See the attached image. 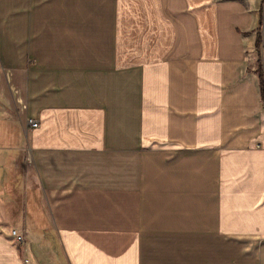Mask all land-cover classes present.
Instances as JSON below:
<instances>
[{"label":"crops","instance_id":"crops-1","mask_svg":"<svg viewBox=\"0 0 264 264\" xmlns=\"http://www.w3.org/2000/svg\"><path fill=\"white\" fill-rule=\"evenodd\" d=\"M261 79L264 0H0V264H264Z\"/></svg>","mask_w":264,"mask_h":264},{"label":"rangeland","instance_id":"rangeland-1","mask_svg":"<svg viewBox=\"0 0 264 264\" xmlns=\"http://www.w3.org/2000/svg\"><path fill=\"white\" fill-rule=\"evenodd\" d=\"M146 5L148 7L149 13H151L152 4L150 5L148 2H146ZM35 124H36L35 127H37L38 123L36 121H35ZM30 127L35 128L33 126H30ZM24 214H25V212L22 213L21 224L19 225L22 233L17 232L20 236H22V242H18L16 240V237L11 235V240L13 241V244H15L17 246V248H19L20 252H22L26 248V250L30 254V252L32 251V248L30 249V243L34 241L33 247L38 250L40 255H42V253H45L42 251L43 245H44L48 248V250L50 252L53 253L54 257L52 258L51 263L52 264H61V258L58 255L57 243L55 240L54 231L51 227L49 218L46 216V214L44 212H41L39 214H35L36 218H34V224H36L39 229L38 230L32 229V228H30V226L28 224H26V226H29V228L27 227L25 230L26 234H23L22 226L24 224ZM35 215H34V217H35ZM37 238H40L39 240L43 242V245L41 244V242H38L39 240H37ZM24 260L25 259H23V261ZM24 262L27 263V261H24Z\"/></svg>","mask_w":264,"mask_h":264},{"label":"built area","instance_id":"built-area-1","mask_svg":"<svg viewBox=\"0 0 264 264\" xmlns=\"http://www.w3.org/2000/svg\"><path fill=\"white\" fill-rule=\"evenodd\" d=\"M27 124L30 125V126H33V127L36 126L35 121L32 120V119H27ZM11 235L14 236V237H16V240H17L18 242H22V236H20V235L17 233L16 230H11ZM24 261H27V260L25 259Z\"/></svg>","mask_w":264,"mask_h":264},{"label":"trees","instance_id":"trees-1","mask_svg":"<svg viewBox=\"0 0 264 264\" xmlns=\"http://www.w3.org/2000/svg\"><path fill=\"white\" fill-rule=\"evenodd\" d=\"M261 96L264 99V86H263V83H262V79H261Z\"/></svg>","mask_w":264,"mask_h":264}]
</instances>
